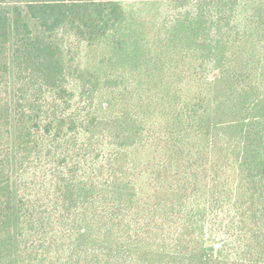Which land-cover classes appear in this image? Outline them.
<instances>
[{
	"label": "trees",
	"instance_id": "obj_1",
	"mask_svg": "<svg viewBox=\"0 0 264 264\" xmlns=\"http://www.w3.org/2000/svg\"><path fill=\"white\" fill-rule=\"evenodd\" d=\"M0 264H264V0H0Z\"/></svg>",
	"mask_w": 264,
	"mask_h": 264
},
{
	"label": "rangeland",
	"instance_id": "obj_2",
	"mask_svg": "<svg viewBox=\"0 0 264 264\" xmlns=\"http://www.w3.org/2000/svg\"><path fill=\"white\" fill-rule=\"evenodd\" d=\"M216 76V73L215 72H213V71H211L210 72V74H209V77L210 78H213V77H215ZM217 220H219V218L217 219ZM213 226H214V228H217L216 230H214V231H216L217 233L219 232V229H218V224L215 222V219H214V221H213V223H211ZM215 237H217V239L218 240H220L219 239V237H221L220 235H217V236H215Z\"/></svg>",
	"mask_w": 264,
	"mask_h": 264
},
{
	"label": "water",
	"instance_id": "obj_3",
	"mask_svg": "<svg viewBox=\"0 0 264 264\" xmlns=\"http://www.w3.org/2000/svg\"><path fill=\"white\" fill-rule=\"evenodd\" d=\"M207 250H208V251H213V249H212V248H208Z\"/></svg>",
	"mask_w": 264,
	"mask_h": 264
}]
</instances>
